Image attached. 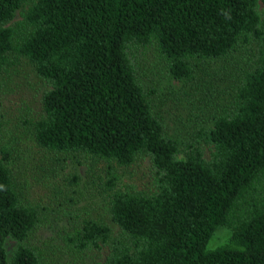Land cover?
Returning a JSON list of instances; mask_svg holds the SVG:
<instances>
[{
    "label": "trees",
    "instance_id": "1",
    "mask_svg": "<svg viewBox=\"0 0 264 264\" xmlns=\"http://www.w3.org/2000/svg\"><path fill=\"white\" fill-rule=\"evenodd\" d=\"M149 47L173 79L210 88L216 108L192 141L168 134L140 80L134 51ZM14 60L48 85L39 147L151 162L148 193L109 183L116 229L85 220L67 235L72 249L99 253L95 264H264V0H0V72ZM1 155L0 264H39L29 239L43 209ZM221 229L230 235L210 249Z\"/></svg>",
    "mask_w": 264,
    "mask_h": 264
},
{
    "label": "rangeland",
    "instance_id": "2",
    "mask_svg": "<svg viewBox=\"0 0 264 264\" xmlns=\"http://www.w3.org/2000/svg\"><path fill=\"white\" fill-rule=\"evenodd\" d=\"M21 18L18 12L14 22ZM134 57L141 82L147 91H154V108L168 134L181 142L192 141L197 128L204 126L216 108L203 99L210 88L202 86L197 92L192 85L173 79L167 62L153 47L136 49ZM220 80L213 83L214 87L224 89L225 83ZM47 89L48 85L24 60H14L12 66L0 72V159L1 151H7L8 167L26 198L43 209L42 223L29 239L39 253V264H95L102 256L93 251H75L68 245L67 235L88 219L106 222L116 229L110 219L109 183L115 181L123 191L148 193L154 183L151 162L140 159L126 168L39 147L32 124L42 116V95ZM229 235L228 230H219L209 248L224 244ZM17 246L13 239L6 241L10 258Z\"/></svg>",
    "mask_w": 264,
    "mask_h": 264
}]
</instances>
